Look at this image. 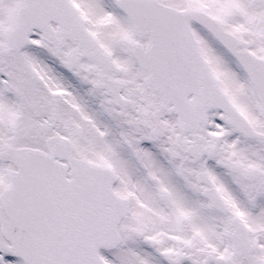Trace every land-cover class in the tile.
I'll list each match as a JSON object with an SVG mask.
<instances>
[{"label":"flooded vegetation","instance_id":"flooded-vegetation-1","mask_svg":"<svg viewBox=\"0 0 264 264\" xmlns=\"http://www.w3.org/2000/svg\"><path fill=\"white\" fill-rule=\"evenodd\" d=\"M40 37H43L42 34ZM75 47L76 45L68 40L59 51L50 47L54 50L50 59L52 65L58 67L57 57H61L60 62L63 65L64 59ZM114 54L118 55V52L115 51ZM82 62L84 68L90 66L92 73L97 77L95 62L90 58H84ZM103 67L108 65L103 64ZM116 74L115 77L111 74L110 76L119 82V102L122 107L117 105L112 95V100L107 102L106 107L114 109L116 113L119 112L117 107L122 108L121 113L129 119L142 120L148 129L146 136L153 139L152 148L144 150V153L135 149L138 166L150 170L153 165L174 169L176 177L185 181L181 182V194L189 197L192 203L189 207L180 208L181 204L169 188L171 184L155 186L156 183H151L143 191L144 203L139 207L133 203L129 216L142 226L146 243L134 246L139 250L138 254L127 250L132 254L130 256H127L125 251H112L108 256L112 264H264V195L260 192L262 190L264 193L262 182H255V178L249 181L231 167L233 164L246 166L247 160L243 161L239 151L237 152L241 158L231 155L226 157L220 153V149H226L223 143L232 139L230 136H214V125H211L214 113L221 119L224 112L208 110L205 123L199 125L195 131L192 129L183 132L178 116L172 112V105L163 92L150 84L148 72L137 62H134L131 70H121ZM84 77L87 78V75ZM223 81L225 80L220 78L222 86ZM226 81L228 82L227 78ZM193 98L192 95L189 97L191 100ZM51 112L55 113L57 110L53 109ZM62 119L60 117L51 123L50 134L72 136L70 131L65 132L68 126ZM60 126H63V129H59ZM155 126L164 130V135L160 138L153 136ZM79 131H83V123L79 124ZM236 135L234 137L242 140L238 141L237 146L243 148L245 137ZM211 146L214 150L213 156H209ZM134 167H137L136 160ZM214 168L238 179L230 191L228 187L221 186L222 179H215ZM136 169L138 170V167ZM145 173L148 175L150 171ZM218 194L223 197L227 211L212 205L210 196L218 197ZM237 196L251 201L252 208L248 213L239 212L236 208L241 203L238 204L240 199H237ZM236 217L240 218L239 232L234 224ZM200 220L205 224L199 223ZM152 236L158 240L150 241L149 237Z\"/></svg>","mask_w":264,"mask_h":264},{"label":"water","instance_id":"water-1","mask_svg":"<svg viewBox=\"0 0 264 264\" xmlns=\"http://www.w3.org/2000/svg\"><path fill=\"white\" fill-rule=\"evenodd\" d=\"M28 1L29 4L21 10L17 22L8 31L9 47L18 43L25 45L23 39L31 34L34 21L32 0H24L23 6ZM122 3L133 16L137 28L152 35V43L147 51L137 47L134 51L140 61L159 76L157 79H172L173 85H176L181 84L184 77L190 79L194 86L197 85L195 70L199 68L200 71L203 63L190 27V20L196 19L222 41L245 67L262 98L264 111V60L247 50H238L240 41L237 37L224 30L213 17L198 10H177L156 0H126ZM164 70L166 73H163ZM209 76L214 82L213 88H209V100L203 105L222 107L232 116L239 117L229 106L217 82ZM193 89L191 86L190 90ZM205 93L206 87H198L199 98ZM242 129L248 135H255L249 124L245 123ZM39 152L32 148L13 147L8 152L20 166L0 203V210L4 213L2 216H8L11 227L16 228L6 230L14 241L13 249L17 251L18 247L22 257L32 264H102L99 249L113 247L120 242L117 225L127 210L114 193L112 181L106 175H110V171L86 161H78L69 154L67 158L73 165L74 179L77 180L67 185V209L60 206L52 209L49 208L51 202L42 201L36 195V190L44 184L41 182L45 180V175L57 173L56 163L52 162L51 156ZM60 169L65 172V168ZM50 185L62 189L64 182L55 177V183L51 181ZM38 209L44 211L39 217ZM54 210L62 214H56V219L50 221L49 215ZM34 221H39L37 228Z\"/></svg>","mask_w":264,"mask_h":264},{"label":"rangeland","instance_id":"rangeland-1","mask_svg":"<svg viewBox=\"0 0 264 264\" xmlns=\"http://www.w3.org/2000/svg\"><path fill=\"white\" fill-rule=\"evenodd\" d=\"M106 5L111 6L112 13L107 12L106 8L103 9L101 12H99L97 18L92 19V24L94 26V29L96 32L102 36L110 37L114 41L122 42L123 45H126V42L129 38L135 39L136 36L131 33V28L127 26H123V29L118 26V22L116 19H112V15H118L115 11L114 3L109 4L107 3L108 0H104ZM168 3H174V4H190L194 6H198V8H202L211 12H214L216 14V17L223 23L226 29L232 31L233 33L238 34L244 41V44L248 46L249 49L259 52L261 55L264 56V0H258L259 1V8L255 9L253 4L251 3V0H165ZM17 0H5V8H3V12H0V41L2 42V35L5 31V28L10 23L11 20V14L10 10L7 8V5L16 3ZM91 7L94 12L98 11V7L91 3ZM14 9V7H13ZM112 14V15H111ZM90 15V14H89ZM14 16V14H13ZM110 20L111 23L107 24V21ZM124 30V31H122ZM127 30H129L130 34L129 36L125 33ZM196 36L199 40V42L202 45V48L204 52L207 54V57L210 60V63L214 70L219 73L221 78L225 80L226 75L230 76V74L238 79L239 85L238 87H231L233 90L234 96L239 103L240 107L243 109V111L247 114V116L253 121L258 129L264 130V124L261 117V112L259 110L258 103L255 102L254 97L252 96L253 90L251 88V84L249 81L245 78L243 72H238L235 69H228L227 67L223 66L221 64L220 60H223L226 65H231V62L228 63L225 59V51L220 48L217 44V42L201 27H197L195 29ZM4 42V41H3ZM2 42V44H3ZM1 48V47H0ZM10 57V56H8ZM219 57V58H218ZM17 60V63L15 64V69L13 70V73H10L7 68L8 59L5 58L4 52L0 55V71L9 76L11 79L10 86L12 88H21V90L18 92L17 95H6V97L3 98V95H0V115H7L6 119H1L0 117V146L6 145V144H27L33 147H38L41 149H45V138L47 136H38L40 134L47 135L52 130L49 128V125H47L46 120L47 117H45L48 113L51 114L50 110L52 106L61 107L62 101H66L65 104L71 105L74 108H78V106L83 107L86 109V117H90L95 112V109L91 106L86 105L84 102V93L82 91V87H70V84L67 83L64 79V75L60 73V70L57 68L49 67L46 69V71L43 74L47 77L46 78V95H42V91L39 89V83L36 81V76L34 71L31 70L28 63L29 60L23 58L22 56H14ZM233 62V61H232ZM125 64L128 63V61L125 59ZM19 65V67H18ZM231 67V66H230ZM80 81L84 83V79L82 78V75L79 77ZM96 81V78L94 76H91L88 83H92ZM38 83V85H37ZM15 86V87H14ZM55 87H62L66 88L68 90V93L63 95H55L51 92H54ZM228 89L229 86L227 87ZM66 90V91H67ZM70 102V103H68ZM15 109H18L20 111H17V119L13 120L11 117ZM46 108V110H45ZM41 111H43L42 114H39ZM58 111H61L60 115H57V120H59V117L61 115H64L63 109H59ZM9 115V116H8ZM216 116V115H215ZM215 116L212 117V120L214 121ZM43 117V120H40V118ZM75 114L71 113L68 116L64 118L65 124L69 126L67 131H71L75 133V136H69L75 144V148H77V152L80 155L88 156L91 159H100L103 160L104 156H108L110 151V147L104 145L111 144L114 142H120V132L118 131L115 136H107L105 130H100L101 122H107L108 118H101L98 122L99 126L94 124V130L98 132L99 135L92 134L87 135V127L86 126V134L85 132L79 131V125L78 122L75 121ZM138 118V117H136ZM113 120V119H112ZM26 121L28 125H26L24 122ZM118 122H121V118L118 117ZM36 122H39L38 125ZM43 122V123H40ZM48 122V121H47ZM218 122V120H216ZM119 127V124H117ZM19 127V128H18ZM217 127L222 130L224 128V124H217ZM36 131H34V129ZM63 126H60L59 129H62ZM131 128L134 131V134L137 135V138H144V129H142V126L137 124V121H135V124L131 126ZM31 129V130H26ZM231 132V133H230ZM89 133V131H88ZM230 136V139L232 141H225L223 143V147L226 146V149L221 150L220 153H222L224 156L228 157L229 155L237 158H241L246 164L250 166H254L255 170L258 171V176L255 178V182L260 180L262 182V187L264 191V140H248L243 141L242 147H238V141H242L233 131L228 132ZM125 137H132V136H125ZM86 142L88 145L87 150H84L83 143ZM1 149V148H0ZM122 148V153H123ZM46 150V149H45ZM239 151L241 155L237 152ZM230 152V153H229ZM125 162L122 164L121 160L118 161V171L122 176V172L129 167L132 169V167L129 164L128 159L124 158ZM110 161V159H108ZM114 162V161H113ZM14 165L11 162V160H5L4 163H0V186L3 185L6 177V168H13ZM262 167V169H261ZM216 171L215 179H222L221 186L222 187H228L229 191L232 188V185H235L238 182V179L231 175H226L222 170H218L214 168ZM133 170V169H132ZM263 170V171H262ZM134 171V170H133ZM152 171L155 173V180L156 184L155 186H166L169 185V188L173 191V195L179 203L181 204L180 208H186L189 207L192 203V200L181 194L180 188H181V182L184 179H180L176 177V172L172 168H168L166 166H157L153 165ZM128 173L126 172L127 176ZM125 179L121 180L120 185L124 184ZM119 183L116 186V189L119 192H122L121 186ZM132 191L136 188V186L139 188V192L136 193V198L138 200H141L144 198L143 191L145 188L150 185V181L148 179H144L141 176H136L133 180L129 183ZM261 186V185H260ZM261 195H264L262 190H260ZM237 199H240L238 204L240 203V210L245 211L248 213L250 209L252 208V205L249 203L248 199L245 197L239 196L236 197ZM140 206L142 205L139 203ZM237 204V205H238ZM244 205L246 207H244ZM245 209V210H244ZM210 214V213H209ZM199 223L205 224L203 220H200ZM131 225L130 220L124 219L120 225V230L122 232V235L124 238H127L130 233L128 231L129 226ZM126 241H130L135 245V240L132 239H126ZM7 242V241H6ZM125 254L127 256L132 255L131 253L125 251ZM2 260V259H1ZM14 260H6L7 264H13ZM16 264H22L19 261H15ZM2 264V263H0Z\"/></svg>","mask_w":264,"mask_h":264}]
</instances>
